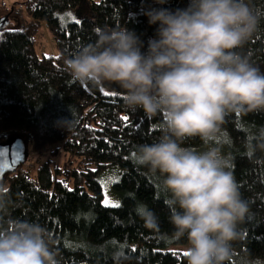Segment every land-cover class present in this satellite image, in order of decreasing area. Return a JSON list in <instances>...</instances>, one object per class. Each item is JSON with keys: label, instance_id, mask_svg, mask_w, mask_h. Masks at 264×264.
Segmentation results:
<instances>
[{"label": "trees", "instance_id": "16d2710c", "mask_svg": "<svg viewBox=\"0 0 264 264\" xmlns=\"http://www.w3.org/2000/svg\"><path fill=\"white\" fill-rule=\"evenodd\" d=\"M83 0H26L21 25L12 28L9 11L0 21V142L22 138L26 147L42 156L63 151L78 162L67 172L73 187L53 174L49 161L35 172L20 169L6 177L11 215L38 222L52 235L60 264H116L113 253L122 250V264H187L184 253L165 251L184 246L169 222L170 209L158 176L137 166V145L161 135V117L148 119L142 110L124 104V90L74 82L64 61L82 44L96 40V31L128 27L147 46L157 25L143 14L150 7L184 8L188 0H90V16L73 17ZM262 17L258 30L238 51L264 71V0H250ZM4 6H1L3 8ZM16 12V10H15ZM2 18V17H1ZM46 28L55 55H40L39 31ZM65 121H71L65 124ZM264 126V112L226 117L217 142L230 154L233 174L250 207L238 226L230 264H264V152L250 156L244 148L249 132ZM185 146L202 148L199 137ZM116 169L121 173L114 191L122 202L103 205L99 177ZM56 174L61 171L56 168ZM146 205L159 226H145L136 209Z\"/></svg>", "mask_w": 264, "mask_h": 264}, {"label": "clouds", "instance_id": "9594fccd", "mask_svg": "<svg viewBox=\"0 0 264 264\" xmlns=\"http://www.w3.org/2000/svg\"><path fill=\"white\" fill-rule=\"evenodd\" d=\"M143 14L157 25L146 48L128 27L100 29L94 42L64 61V70L81 85L115 84L124 90L128 109L161 117V135L137 145L132 160L158 176L173 235L187 241V264H230L250 207L232 157L217 140L229 115L264 112V71L238 51L262 17L250 0H188L184 8L150 7ZM249 135L246 153L264 152V126ZM195 137L202 148L185 146ZM10 206L9 191L0 184V264H60L51 233L12 216ZM136 211L146 227L158 228L146 205ZM113 258L116 264L127 259L122 250Z\"/></svg>", "mask_w": 264, "mask_h": 264}, {"label": "rangeland", "instance_id": "374dc122", "mask_svg": "<svg viewBox=\"0 0 264 264\" xmlns=\"http://www.w3.org/2000/svg\"><path fill=\"white\" fill-rule=\"evenodd\" d=\"M26 0H0V20L3 19L5 15L8 14V12L12 9H15L14 13H11V15L6 16L10 17L12 28H17L21 25V14L22 16L25 15V7L24 3ZM89 2L90 0H83L81 7L74 13H72L73 17L82 18L85 16H90V8H89ZM1 6H4L1 8ZM21 13V14H20ZM2 17V18H1ZM38 38L40 40V49L38 50V53L40 55L43 54V50L45 51L46 55H55L56 49L53 44V40L47 31L46 28H42L39 31ZM102 87L104 90H120V88L112 83H103ZM28 151V147H26ZM29 158L26 161L25 165H23V169L31 172H35L36 168L47 161L51 163L53 174L56 176V178L60 181H65L68 183L69 187L72 188L73 184L72 181L68 178H66L67 172L71 171L75 167H77L78 162L72 158H70L67 154H65L63 151L58 152L57 154L53 155L51 154V151H47L45 155L37 156L35 155L31 149L29 148ZM56 168H58L61 171V174H56ZM121 173L119 170L116 169H110L103 174L100 175L99 180L102 185L103 189V205L106 207H117L114 205H119L122 202L121 197L115 193L114 186L115 184L120 180ZM8 184H6L7 186ZM105 200L108 201V203H105ZM184 246H171L165 249V251H172V252H178V253H184Z\"/></svg>", "mask_w": 264, "mask_h": 264}, {"label": "water", "instance_id": "95a60500", "mask_svg": "<svg viewBox=\"0 0 264 264\" xmlns=\"http://www.w3.org/2000/svg\"><path fill=\"white\" fill-rule=\"evenodd\" d=\"M3 23L0 21V29ZM29 152L22 138L11 137L5 142H0V184L6 177L25 165L29 158Z\"/></svg>", "mask_w": 264, "mask_h": 264}, {"label": "snow or ice", "instance_id": "6c2138e0", "mask_svg": "<svg viewBox=\"0 0 264 264\" xmlns=\"http://www.w3.org/2000/svg\"><path fill=\"white\" fill-rule=\"evenodd\" d=\"M105 203L107 204V203H108V201H107V200H105ZM114 206H117V207H118L119 205L117 204V205H114ZM185 255H186V254H185Z\"/></svg>", "mask_w": 264, "mask_h": 264}]
</instances>
